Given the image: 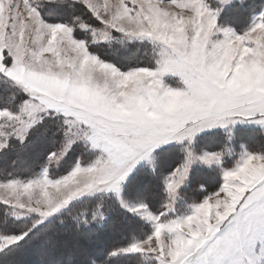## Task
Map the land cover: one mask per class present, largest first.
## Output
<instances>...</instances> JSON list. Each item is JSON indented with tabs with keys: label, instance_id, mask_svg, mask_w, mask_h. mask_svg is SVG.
<instances>
[{
	"label": "snow or ice",
	"instance_id": "obj_1",
	"mask_svg": "<svg viewBox=\"0 0 264 264\" xmlns=\"http://www.w3.org/2000/svg\"><path fill=\"white\" fill-rule=\"evenodd\" d=\"M251 134L264 0H0V264H264Z\"/></svg>",
	"mask_w": 264,
	"mask_h": 264
},
{
	"label": "trees",
	"instance_id": "obj_2",
	"mask_svg": "<svg viewBox=\"0 0 264 264\" xmlns=\"http://www.w3.org/2000/svg\"><path fill=\"white\" fill-rule=\"evenodd\" d=\"M252 4H259L260 0H250ZM248 146L252 150H260L261 147H264V140H262L259 134H251L248 138ZM9 158L0 160V168L4 167L8 163ZM38 163L36 156H30L28 158V165L35 167ZM22 163L20 167H23ZM209 192L215 188V178L209 180ZM191 195V194H190ZM193 200L198 199L194 194L191 197ZM108 233L107 238L101 241L88 240L85 242V245L78 251H74L72 248H63L61 249L58 256H67L75 259L78 264H103L105 249L107 247H112L119 244L122 236L120 232L110 225L105 229ZM45 259L44 243L43 241L37 239L22 250V253L17 257L18 264H43Z\"/></svg>",
	"mask_w": 264,
	"mask_h": 264
}]
</instances>
